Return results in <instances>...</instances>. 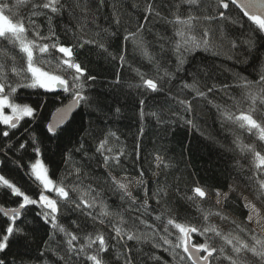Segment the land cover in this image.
I'll return each instance as SVG.
<instances>
[{
	"label": "trees",
	"instance_id": "16d2710c",
	"mask_svg": "<svg viewBox=\"0 0 264 264\" xmlns=\"http://www.w3.org/2000/svg\"><path fill=\"white\" fill-rule=\"evenodd\" d=\"M113 3L116 4L115 16L119 19V24L115 23L113 17ZM155 3L162 16L169 20H174L173 13L182 17L185 15L186 6H182L177 13L173 0H155ZM145 4L146 0H105L99 6L97 0H90L86 16L77 8L74 15L79 19H69L65 15L55 20V31L61 44L73 43V35L82 40L92 38L96 41L93 45H85L79 51L73 49L77 62L86 67L88 75L96 77L86 83L85 94L90 97L91 107L82 103L74 114L71 142L68 135L49 139L46 126L56 109L69 102L68 94L59 90L56 93H46L40 89L20 88L12 98L35 108V116L22 120L16 129H10L9 137L0 138V145L8 142L15 147L21 141L31 144L30 134L35 135L37 146L41 150L40 157L48 167L50 177L57 185L63 184L69 190L70 200L79 202L82 195L90 202L95 198L96 205L90 210L96 217L93 220L81 211L74 210L73 203H67L50 194L57 199L60 207L59 225L78 236L77 244H87L89 236L94 238L103 234L109 243V264H122L125 245L132 249L134 264H190L179 257L173 260L174 252L160 239L161 236H167L163 227L169 218L200 228L215 226L222 235L231 233L242 238L250 237L247 231L240 233L237 229V225L241 228H252L247 221L248 210L243 206L241 194L256 202L254 187H249V177L257 171L250 146H254L256 151L264 155V141L259 140L256 130L249 133L246 129L239 128L238 123L222 120L214 105L229 110L234 117L248 110L246 90L239 86L242 83L240 78H247L254 83L260 79V74L264 72V36L251 33L250 22L233 7L232 16L239 17L244 28L222 26L219 22L201 19L194 22L192 34L199 37L207 28L210 49H181V53H177L174 41L178 38L174 33L179 26L154 16L145 20ZM35 23L41 26L42 33L47 32L43 18H35ZM141 24L143 28L138 35L143 37L149 54L153 56L151 63L132 43L133 37H129L127 41L124 39L129 32L137 31ZM249 35L255 37V45L251 48L242 43V39H247ZM232 38L237 39L236 48L230 45ZM100 44L104 48H100ZM7 50L6 48L5 51ZM180 54L183 55L184 64L177 72ZM9 55L12 53L9 52ZM120 55L125 56L123 64L120 63ZM45 56L48 57L47 62L37 65L45 71L64 76L72 71L65 72L57 60L52 58L60 56L59 53L53 51L51 56ZM15 62L18 67L24 63L19 56ZM157 64L159 68L156 67ZM165 71L174 74L175 78L165 76ZM140 74H143L144 79L158 81L162 90L156 93L148 90L144 87ZM194 77L198 89L207 91L208 87L216 85V91L208 93L207 99H194L195 91L182 87L184 83H194ZM117 78L119 83L116 82ZM9 79L13 84L18 81L27 82L21 77L10 76ZM224 84L231 85L226 90L227 95L219 90ZM140 100H144L142 106ZM181 100L192 102L190 113L184 111ZM117 108L120 109L118 113L115 111ZM141 110L144 112L143 118L140 116ZM152 112H156L157 116L150 115ZM253 116L264 121V114L253 113ZM187 119H191L195 127L187 125L184 122ZM0 129H6V126L0 125ZM112 132L116 133L119 140L110 135ZM105 137L108 139L106 148L113 149L112 155L123 150L124 155L120 157L122 167L105 170L102 166V157L95 152V148L99 140ZM78 141L84 145L81 152L87 153L83 159L81 152H74L79 146ZM156 153L164 157L168 163L167 168L163 165L155 168L149 163ZM34 156L31 148L15 154L9 151L7 156L0 154V159L5 161V165L0 167V174L36 198L35 194L42 189L28 174L31 163L35 162L31 159ZM77 167L81 169L80 179L75 174ZM141 170L144 172L143 177H140ZM109 172L117 180L129 178L144 181L143 185H138L133 191L135 205H131L128 198L120 199L121 192L114 189ZM251 183L254 185V181ZM197 186L208 193L203 200L193 192ZM145 187L150 205L147 213H144L143 207L136 211V206L141 205L145 199ZM73 188L76 191H72ZM90 188L95 191H90ZM158 189V195L153 197ZM217 190L223 195L227 193V200L220 205L215 202ZM5 191L0 187V207H16L15 198L5 196ZM157 199L160 200L159 205L156 203ZM104 205L111 215H101ZM21 210L24 221L21 226L29 230L28 239L26 242L16 237L10 239L8 259L14 260L16 264H21V261L22 264H61L57 255H64L67 259L65 234L52 229L50 224L40 223L41 217L38 214L44 210L34 205ZM221 210L228 219L222 220L215 215ZM205 214H208L207 220L203 218ZM158 215L161 216L160 221L155 220ZM137 217L147 221V224L155 225L159 231L153 232L139 223ZM6 221L7 218L0 213V230L6 226ZM16 223L20 224V220ZM115 227L140 234L142 239L140 242L112 239L115 236ZM168 227L173 234L167 238L175 243L177 230ZM256 234L264 238L259 233ZM2 235L3 232L0 231V236ZM208 237L209 243L218 249L225 247L226 253L230 250L231 246L226 245L222 237H216L213 233H209ZM204 239L193 234V242H204ZM153 243L162 246L154 248ZM94 249L95 246L93 249L85 248V253L93 254ZM52 250L57 255H53ZM42 251L45 253L43 257L40 256ZM175 252L180 250L176 249ZM102 255L109 256L108 253ZM117 255L121 256L120 260H117ZM153 255L160 259L150 258ZM69 264H74V261H69ZM78 264H85L83 257ZM214 264L227 262L221 256Z\"/></svg>",
	"mask_w": 264,
	"mask_h": 264
},
{
	"label": "snow or ice",
	"instance_id": "6c2138e0",
	"mask_svg": "<svg viewBox=\"0 0 264 264\" xmlns=\"http://www.w3.org/2000/svg\"><path fill=\"white\" fill-rule=\"evenodd\" d=\"M105 0H97L99 6L104 4ZM90 0H0V125L6 126V129H0V138L9 137V130L16 129L20 122L26 117L34 118L36 109L28 104H22L16 102L12 97L17 93L18 89H40L46 93H56L58 90L61 93H67L69 96V102L63 107L56 109V115L53 122H50L46 126V134H49V139L52 137L69 136V142H71L72 123L74 122V116L72 113L75 109L79 108L83 103L84 106L91 107L89 103L90 97L86 95V83L87 81L95 80V76L87 74L86 67H82L80 62L75 59L76 53L73 49L79 51L83 49L85 45H93L96 43L95 39H80L78 36L73 35V43L70 45H63L59 42V36L55 31L54 21L63 18L65 15L69 19H79L74 15L77 8L80 9L82 15L86 16L89 11ZM182 6L185 7V15L182 17L179 14L174 15V20H169L167 17L162 16L161 11L155 3V0H146V4L143 8L145 13L144 19L147 20L149 16L161 18L167 23L178 25L174 33L178 39L174 41L175 51L181 53V49L184 51H194L196 49H203L208 51L211 47L209 44V30L205 28L202 34L198 37L192 34L194 28V22L201 19L208 22H219L223 25H231L233 27L244 28L243 23L239 17H233L231 14V8H236L243 13L244 17H247V21L251 25V33H258L264 36V0H173V7L178 13ZM113 17L115 23L119 24L120 21L116 18V4H112ZM171 11V10H170ZM35 18H43L47 32H41V26L35 23ZM143 25H139L137 31L129 32L124 37L125 41L129 37H133L132 43L137 46L142 55L145 56L149 62L153 61V56L149 54L147 45L142 36L138 35ZM67 31V30H66ZM31 35V38H30ZM242 43L247 44L250 48L255 45L254 35H249L247 39H242ZM232 48L237 47V39L232 38L230 41ZM100 48H104L103 44H100ZM8 49L5 51V49ZM105 52L107 49H104ZM59 53L60 56L55 58L61 68L65 72H69L68 76L54 74L49 71H45L42 67L37 66L39 63L47 62L48 57L45 54L51 56L52 52ZM9 52L12 55H9ZM216 54V53H214ZM19 56L20 60L24 63L19 67L16 64V58ZM120 63L123 64L125 56H119ZM184 64L183 55L178 56V65L176 71L181 70L180 66ZM66 66V67H65ZM159 68V65H156ZM138 71V70H137ZM30 74V75H29ZM143 85L153 93L162 90V85L154 79H144ZM21 77L27 82H17L13 84L9 77ZM165 76H169L174 79V74L165 71ZM194 83H184L183 88H190L195 91L194 99L199 97L207 99L208 93L216 91V85H212L207 88V91H202L196 87L195 77ZM242 83L240 87L246 90L245 100L248 102L249 107L246 112H241L238 116H233L229 110L221 109L219 105H214L217 111L220 113L222 120L233 121L238 123L239 128L246 129L249 133L256 130L260 141H264V121L254 118L253 113L264 114V72L260 74V79L255 83L247 80V78L241 77ZM117 83L119 79L117 78ZM139 86V85H138ZM231 85L224 84L219 90L225 92L227 95V89ZM140 105L144 104V100L139 101ZM211 103V101H209ZM180 104L184 106V111L190 113L192 111V102L190 100H181ZM5 109L10 111V114L5 113ZM82 110V109H81ZM117 113L119 108L115 110ZM153 117L157 116L156 112L150 113ZM141 118L144 116V112H140ZM71 117V119H70ZM183 119V117H182ZM158 122H160L158 120ZM187 125L195 127L191 119L184 121ZM67 123V126H63ZM27 131V128H25ZM143 130L141 129V132ZM111 136H116L115 132L110 133ZM31 144L27 141H21L16 144L15 147L11 143L6 142L4 145H0V154L7 156V152L19 153L26 148H31L35 153V162L31 163L29 175L41 186V191L33 195L21 189L16 183L5 178L0 174V187L5 189V196L14 197V203L16 207L0 208V213L3 217L7 218L6 226L0 230L3 235L0 236V264H16L14 260H9V241L16 237L21 238L25 242L28 239L29 230L21 225L24 223L21 214V209L28 206H37L44 211L39 213L41 217L40 223L43 225H51L52 229L58 230L59 233H64L66 239V253L67 259L64 255H57L55 250H52L53 255H57V260L61 264H69V261H74V264H78L81 257L84 258L85 264L91 262V264H109L111 253L109 251V243L103 234L96 235L94 238L89 236L87 244H77L78 236L72 232H67L63 226L58 223V216L60 214V207L58 206L57 199L52 198L54 194L58 198H62L67 203L74 204V210L81 211L82 214L96 219L93 216L91 209L96 205L95 198L90 202L81 196L79 202L70 200L69 190L63 185H57L56 182L50 177L49 169L45 166L42 159L37 157L41 156V150L37 146V138L35 135L30 134ZM78 143V147L74 149V152H81L84 145ZM108 139L102 138L99 140L98 145L95 148V152L102 157V166L105 170L110 167H122L120 163V157L124 155L121 149L117 154L112 155L113 149L107 147ZM139 146H137L138 148ZM264 147V146H262ZM250 150L253 153L257 171L253 176L249 177V187H254V198L256 202L248 200V197L241 194V198L245 201L244 208L248 210L247 221L251 225L255 223L260 227V230L264 232V155L260 151H256L254 146H250ZM87 156V153L81 152V158ZM137 159H139V152L137 151ZM111 161V164H110ZM14 163H17L14 161ZM152 163L155 168H160L163 165L164 168L168 167V163L160 153L153 155ZM5 165V161L0 159V167ZM17 166L20 165L17 163ZM81 169L77 167L75 174L77 179H80ZM155 174V172L153 173ZM111 184L115 190L121 192L120 199H129L131 205H135L136 198L132 193L128 191V184L117 180L116 177L111 176V172L108 173ZM144 176L143 170L140 171V177ZM254 181L253 183H251ZM138 185H143L142 179L136 180ZM231 190V189H230ZM72 191H76L75 188ZM90 191H95L90 188ZM159 189L156 193H153V197L157 196ZM196 197L201 200L208 196V193L201 187L197 186L193 189ZM47 193V194H46ZM143 194L145 199L141 205L136 206V211H140L141 207L144 209V213H147L150 205L148 204V191L147 188H143ZM87 195V193H84ZM216 203H220L221 193L215 191ZM223 198L227 200V193L223 195ZM157 205L160 204V200H156ZM101 215L108 216L111 213L108 212L107 206H103ZM215 215L219 216L222 220L228 219L226 214H222L221 211H217ZM205 220L208 218V214L203 217ZM20 220V224L16 221ZM139 223L144 224L147 228L152 229L153 232H158L159 229L155 225L147 224V221L137 217ZM156 221L161 220V216L155 217ZM103 223V220L100 221ZM75 224V221H73ZM171 226L177 230L175 235V243L169 238L173 233L169 232ZM77 227H79L77 225ZM237 229L240 233L247 231L250 233V237L242 238L239 235H222V233L215 226H208L200 228L191 224L178 223L174 219H167L166 224L163 227V232L167 236H161L164 245H169L170 249L174 252L173 260L179 257L180 260H187L190 264H214V261L223 256L224 261L227 264H264V238L256 234V229L253 228H241L237 225ZM115 236L112 239L137 241L140 242L142 237L140 234L126 231L120 227L113 229ZM213 233L216 237H222L226 245H230V250L227 251L225 247L219 249L209 243L208 234ZM193 234L196 236L204 237V242H193ZM93 254H86L85 248L93 249ZM162 245L159 243H153L154 248H159ZM123 254L122 264H134L132 257V249L127 248ZM179 249L180 252H175ZM166 251L169 249H165ZM108 253L109 256L102 254ZM182 253V254H181ZM44 252L40 253V256H44ZM117 260L121 259L120 255H117ZM152 259L159 260V257L152 256ZM22 264V261H21Z\"/></svg>",
	"mask_w": 264,
	"mask_h": 264
},
{
	"label": "rangeland",
	"instance_id": "374dc122",
	"mask_svg": "<svg viewBox=\"0 0 264 264\" xmlns=\"http://www.w3.org/2000/svg\"><path fill=\"white\" fill-rule=\"evenodd\" d=\"M5 113L6 114H10V111L8 109H5ZM28 118V117H26ZM25 118V119H26ZM38 159H42L41 157H39ZM121 182H125L128 184V191H130L132 194H133V191L138 187V184L136 183V180H133V179H129V178H124V179H121L120 180ZM47 194V193H46ZM225 199L223 198V194H221V197H220V204H222V202L224 201ZM249 201H251L250 199H248ZM216 202V200H215ZM245 203V201H244ZM262 223H264V221H262ZM253 229H256V232L259 233L261 236L264 237V232H262L260 230V227L258 225H256L255 223L251 224L250 225Z\"/></svg>",
	"mask_w": 264,
	"mask_h": 264
},
{
	"label": "water",
	"instance_id": "95a60500",
	"mask_svg": "<svg viewBox=\"0 0 264 264\" xmlns=\"http://www.w3.org/2000/svg\"><path fill=\"white\" fill-rule=\"evenodd\" d=\"M239 11H240V10H239ZM240 12H241V11H240ZM241 13H242V12H241ZM242 14H243V13H242ZM245 18H247V17H245ZM78 109H79V108H77V109H75V110L73 111L72 116H74V114L77 112ZM55 115H56V113L52 116L50 122H53ZM70 119H71V117H70ZM66 124H67V123H66ZM66 124H65V125H66ZM65 125H63V126H65ZM0 208H1V207H0ZM21 211H22V210H21Z\"/></svg>",
	"mask_w": 264,
	"mask_h": 264
}]
</instances>
